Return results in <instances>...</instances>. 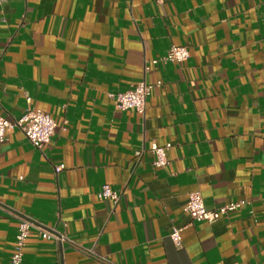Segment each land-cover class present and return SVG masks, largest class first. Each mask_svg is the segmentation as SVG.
<instances>
[{"label": "crops", "instance_id": "crops-1", "mask_svg": "<svg viewBox=\"0 0 264 264\" xmlns=\"http://www.w3.org/2000/svg\"><path fill=\"white\" fill-rule=\"evenodd\" d=\"M174 45L186 61L151 63ZM143 79L145 114L119 109L110 94ZM28 95L57 128L41 149L17 126L0 144V264L17 214L108 259L33 229L21 264H264V0H3L0 115L20 118ZM153 142L171 143L164 167ZM192 192L247 204L197 221Z\"/></svg>", "mask_w": 264, "mask_h": 264}, {"label": "built area", "instance_id": "built-area-1", "mask_svg": "<svg viewBox=\"0 0 264 264\" xmlns=\"http://www.w3.org/2000/svg\"><path fill=\"white\" fill-rule=\"evenodd\" d=\"M2 1L3 0H0V2ZM189 56L190 52L187 46L174 45L165 55L153 59L151 63H179L186 61ZM148 69L149 65L147 63L146 70ZM152 88L153 85L143 79L137 82L131 89L124 92L111 93L110 96L115 100L116 106L119 109H133L144 115L147 98L151 94ZM27 102V111L18 119L12 121L0 115V144L6 141L7 130L15 126L25 134L28 140L36 148L41 149L44 145L50 142L56 132L57 123L51 115L41 109L33 107L32 98L29 95L27 96ZM170 147L171 143H167L163 146L156 142L151 144L150 150L154 154L153 164L155 167H164L168 164L167 150ZM143 151L144 149L138 150L136 154L140 156ZM62 168L63 165H59L56 167V170L60 171ZM99 196L105 199H111L115 205H117L121 199L120 192L115 190L109 184H104L102 186ZM246 204V200H239L214 209H208L204 203L202 194L200 192H192L189 195L186 211L197 221L213 222ZM17 216L19 217L18 232L16 234L15 248L8 264L22 263L27 239L33 229L37 230L45 239H52L61 246L68 245L69 247L78 249L85 254L98 259L99 261L108 262V259L104 255L96 251L95 245L91 247L84 246L71 238L67 233L60 232L54 227H46L22 214H17ZM170 236L177 246H182L183 241L179 229H173Z\"/></svg>", "mask_w": 264, "mask_h": 264}]
</instances>
